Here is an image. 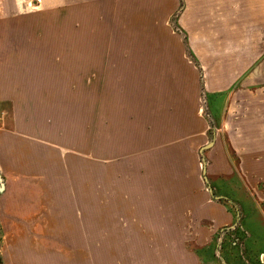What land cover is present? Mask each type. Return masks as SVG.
<instances>
[{
    "label": "crops",
    "instance_id": "crops-1",
    "mask_svg": "<svg viewBox=\"0 0 264 264\" xmlns=\"http://www.w3.org/2000/svg\"><path fill=\"white\" fill-rule=\"evenodd\" d=\"M25 18L0 29V199L14 179L31 194L22 218L17 198L4 211L17 231L0 210V246L13 236L10 250L26 251L19 225L36 209L77 231L31 232L32 264H216L219 251L227 264L236 235L234 255L264 264V0H72ZM184 52L208 67L202 84L190 73L192 95L201 86L207 100L201 136ZM166 80L180 90L162 92ZM167 94L180 109L155 99ZM167 112L185 113L190 137L167 142ZM197 149L210 165L193 192L182 160Z\"/></svg>",
    "mask_w": 264,
    "mask_h": 264
},
{
    "label": "rangeland",
    "instance_id": "rangeland-1",
    "mask_svg": "<svg viewBox=\"0 0 264 264\" xmlns=\"http://www.w3.org/2000/svg\"><path fill=\"white\" fill-rule=\"evenodd\" d=\"M69 1H72V0H0V29L4 28V25H6L5 23L7 24H10V25H15V24H20V25H24V24H29V20H27L25 17L27 15H29L30 13L32 12H37V10H42L44 9L45 7L47 6H50V5H57V4H64L65 2H69ZM73 1H79V0H73ZM124 3H125V0H124ZM180 10L174 15L173 17V20H172V23L175 22L177 19H178V16H179V13ZM17 16H22L20 17V19H16L15 18ZM5 17H9L11 18V21H8V22H5ZM17 23H16V22ZM122 28V27H120ZM179 32V30H178ZM177 33V32H176ZM180 33V32H179ZM120 35V43L122 42H125V36H126V32H119L118 36ZM140 35V34H138ZM141 36V35H140ZM3 37V36H2ZM2 37H0L1 39H3ZM142 37V36H141ZM0 39V40H1ZM142 39V38H141ZM199 51H201L200 49H197L196 52L198 53ZM202 51H205V56H202L201 54H199V58H203V57H207L208 53H210L211 55V50L209 49H204ZM213 51H219V53H222V52H229V51H232V50H213ZM239 51H242V50H239ZM126 50L125 49H120L118 51L119 53V56H126ZM188 53L185 54V52L183 53V64H182V67H183V73L184 75L187 76V80L188 81H183L182 82V88L185 89L187 88L186 90H189L191 92L190 89L191 88V84H190V81H191V77H190V73L193 72L194 76L193 78H196V80H193V83H197V80L200 84H202L201 82H204L205 80V74L208 72V67L204 66L203 62L198 64L197 67L191 62L190 58H188ZM202 60V59H201ZM172 67V66H171ZM210 67L212 66H209V70H210ZM192 70V71H191ZM170 73V66H167V76L169 75ZM180 82L179 80H166L164 81V84L162 82V84L164 85L162 92L164 91H169L170 89H174V84H175V89L177 90H180ZM197 93H195L194 95H192V92L188 94L187 96V100L188 101H196L197 102V105H196V108L194 110H198V120L196 118L192 119L194 120L196 123H197V126H198V133H199V136L202 135V132H201V129L202 127L204 126V129L206 130V128L210 127L209 124L207 125V113H206V96H205V93H204V90L201 88L198 87L197 88ZM120 93L124 95H127L126 91L125 90H121ZM168 95V94H167ZM166 97L165 96H161L159 98H156L155 99H160L161 101V105H163L165 107H167V110H171L172 108H177V109H180V104H179V98L177 100H175L173 97H171L170 95H168ZM123 96H115V97H112L113 100H116V97H118L120 100H121V103H123V100L122 99H126L125 97ZM158 100L155 102V100H153V102L155 103H158ZM177 105V106H175ZM175 106V107H174ZM163 113H161L162 115ZM177 114V115H176ZM185 114V113H184ZM184 114L182 113H171V112H167L166 113V116H167V130H166V137H167V142L168 143H172L174 141V139L176 140V138H179V139H182V138H186V137H190L185 130L181 129L180 128V120L179 118L183 115V118H184ZM173 115H174V120H173ZM172 116V118H171ZM182 118V120H183ZM194 122V125L196 126ZM211 128V127H210ZM211 132H213L211 130ZM201 134V135H200ZM199 143H203L201 142V140L199 141ZM170 144H167V147H169ZM117 148V147H116ZM183 148L186 150V146L183 145ZM184 150V155H183V160H182V165H183V170H189L190 174L187 175L186 174V171L184 173V177H183V184L185 185L184 187L186 188V186H189L191 188V191L195 192L196 189L199 188L200 184L204 182L203 180V170L206 169V177H208V172H209V165H210V162H209V158H208V155L206 152H204V154L201 156L200 155V150L197 149L196 150V153L194 154V157L193 159H191L192 155L190 156L188 153L186 154ZM204 159V161H203ZM192 170V171H191ZM194 172V173H192ZM192 173V175H191ZM10 178V177H9ZM77 179H78V176H76V179L75 182L76 183H72V186H75L77 185ZM73 180V181H74ZM205 184V183H204ZM206 186V187H205ZM204 188H205V191L207 192V185L205 184ZM198 187V188H197ZM77 188V186H76ZM22 192V193H21ZM7 196H6V201L4 203V198H1L0 199V210L2 211L3 213V221L5 223H2L1 225H3L4 227H6V231H17L15 230V227L16 225L15 224H11L9 219L4 215V211L9 214L10 213V210H11V207H10V202H12L15 198L19 199L20 201L17 202V205L19 206V213H20V217L22 218L23 217V209L21 208V205H20V202H25V201H29L30 199V194H31V185L30 183H18L15 179L13 181H10V185H9V191H7ZM23 194V195H21ZM24 199V200H22ZM6 205V207H5ZM22 206H23V203H22ZM37 211L39 212H42L43 215H45L46 212L45 210L43 211H40V210H36L34 209V211H32L33 213V216L30 217L29 219L30 220H26V221H29V222H26L24 221V225L20 226L19 225V231H21L20 233H22V244H23V249L26 250V251H23L22 255L19 254V252H14L13 250H10V248L12 246H14L16 243H18V241L16 240H12L13 236L11 237H6L5 238V247L3 248V242H2V246H0V257L1 259H3L4 263L5 264H32V263H35L37 262L38 258L33 256L31 254V248L36 246V245H39L40 244V241L36 240L37 243H35L36 241H34V244L31 242V240L27 239V235L31 234H39L41 233L42 231H59L58 228L62 229V227L65 229V231L67 230V232H70L71 234L74 233L75 231H77V226L76 224H69V225H54V226H50V224H46V221L47 219L46 218H43V220H37L36 216L37 214ZM71 215L73 216H76L77 215V210H74V209H71ZM70 215V216H71ZM33 218H36V219H33ZM27 219V218H25ZM40 219V218H39ZM71 219H74V217H72ZM20 220H23V219H20ZM34 222V225H32L31 222ZM54 228V229H53ZM12 233V232H10ZM76 233V232H75ZM20 238V237H19ZM78 237L77 235H73L71 237V246L75 247V245L78 244ZM225 239V238H224ZM232 243H235V246H232ZM225 244V243H224ZM224 244H222V246H224ZM228 246V251H230L231 256L230 258H228V260H230V262H227V264H253L252 262H250L248 260L247 257H245L244 253L241 255V257H239L238 254L234 255V251H232L231 248H235V250L237 249H243V246L242 245V239H241V236L240 235H236L234 238H232L230 240V242H227L226 243ZM248 244H249V241H248ZM71 247V248H73ZM223 249V247H222ZM222 254L221 251H219L218 253V256L219 257H216L215 261H216V264H223L222 263ZM9 256V257H8ZM8 257V258H7ZM72 257V260H75L74 257H77V256H71ZM226 259V258H225ZM250 259V258H249ZM261 262L264 263V257L262 258ZM37 263H40V259L38 260ZM72 264H77V260H75L74 263Z\"/></svg>",
    "mask_w": 264,
    "mask_h": 264
},
{
    "label": "water",
    "instance_id": "water-1",
    "mask_svg": "<svg viewBox=\"0 0 264 264\" xmlns=\"http://www.w3.org/2000/svg\"><path fill=\"white\" fill-rule=\"evenodd\" d=\"M203 161H204V159H203ZM203 174H204V176L206 175V169L203 170ZM3 186H4V184H3L2 180L0 179V191L3 190Z\"/></svg>",
    "mask_w": 264,
    "mask_h": 264
},
{
    "label": "trees",
    "instance_id": "trees-1",
    "mask_svg": "<svg viewBox=\"0 0 264 264\" xmlns=\"http://www.w3.org/2000/svg\"><path fill=\"white\" fill-rule=\"evenodd\" d=\"M0 236H1V233H0ZM0 240H1V237H0ZM0 243H1V241H0ZM0 264H3L1 257H0Z\"/></svg>",
    "mask_w": 264,
    "mask_h": 264
}]
</instances>
